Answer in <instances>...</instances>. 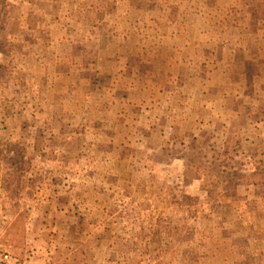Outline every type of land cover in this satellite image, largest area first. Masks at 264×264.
Listing matches in <instances>:
<instances>
[{"label":"rangeland","instance_id":"1","mask_svg":"<svg viewBox=\"0 0 264 264\" xmlns=\"http://www.w3.org/2000/svg\"><path fill=\"white\" fill-rule=\"evenodd\" d=\"M0 260L264 264V0H0Z\"/></svg>","mask_w":264,"mask_h":264},{"label":"built area","instance_id":"2","mask_svg":"<svg viewBox=\"0 0 264 264\" xmlns=\"http://www.w3.org/2000/svg\"><path fill=\"white\" fill-rule=\"evenodd\" d=\"M4 259H7V256H3ZM0 264H3V260H0Z\"/></svg>","mask_w":264,"mask_h":264}]
</instances>
